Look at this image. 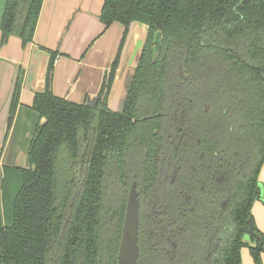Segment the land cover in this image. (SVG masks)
I'll use <instances>...</instances> for the list:
<instances>
[{"label":"trees","instance_id":"1","mask_svg":"<svg viewBox=\"0 0 264 264\" xmlns=\"http://www.w3.org/2000/svg\"><path fill=\"white\" fill-rule=\"evenodd\" d=\"M41 3L0 0L2 40L16 34L23 44L30 42ZM100 20L125 29L94 103L54 95L52 61L45 89L35 94L25 114L20 113L19 83L15 86L4 141L13 126L10 138L24 152L25 163L16 164L14 154L1 165L0 264H116L110 255L118 247L128 154L139 157L141 150L161 142L160 129L179 100L189 111L204 102L217 109L222 105L233 125L257 141L260 157L250 185L234 199L236 224L223 260L242 264L246 247L259 264L264 234L254 226L257 237H249L250 242L244 237L254 200L264 198L258 186L264 161V0H104ZM133 21L145 24L148 32L117 112L108 108L107 96ZM85 142L89 157L79 184L75 171ZM111 209L118 225L107 235L100 218Z\"/></svg>","mask_w":264,"mask_h":264},{"label":"flooded vegetation","instance_id":"2","mask_svg":"<svg viewBox=\"0 0 264 264\" xmlns=\"http://www.w3.org/2000/svg\"><path fill=\"white\" fill-rule=\"evenodd\" d=\"M179 75H183L181 70ZM218 108L204 102L200 109L189 111L179 100L169 112L168 125L160 129L161 142L141 150L139 157L138 153L134 157L128 154L130 166L126 195L120 200L123 211L118 247L110 255L116 264L133 184L139 203L134 264H224V251L236 224L234 199L241 196L242 186L250 185L260 149L253 133L243 135V130L227 117V108ZM84 145L76 180L79 184L84 182L89 157L87 142L80 143L79 155ZM135 160L138 164L133 166ZM113 211L108 210L109 215L100 218L107 235L113 234L118 225V216L111 218Z\"/></svg>","mask_w":264,"mask_h":264},{"label":"crops","instance_id":"3","mask_svg":"<svg viewBox=\"0 0 264 264\" xmlns=\"http://www.w3.org/2000/svg\"><path fill=\"white\" fill-rule=\"evenodd\" d=\"M103 1L42 0L32 40L26 44L16 34L2 40L0 30L1 152L4 146L11 145L13 126L5 142L4 137L16 84L19 83L20 113L25 114L27 110L24 108L32 105L35 94L45 89L50 61L49 85L54 95L74 103L95 102L105 73L119 50L125 29L118 22H112L107 27L101 22ZM147 32L148 27L137 21L131 22L127 28L119 53V64L107 96V106L111 110L118 111L123 105ZM18 146L13 142L10 148L16 152L15 157L18 155L16 161L24 162V155ZM258 182L264 187V161L259 169ZM251 216L254 226L264 234V198L254 200ZM244 238L250 242L248 235ZM241 263L256 264L246 247L241 250ZM259 264H264V252Z\"/></svg>","mask_w":264,"mask_h":264},{"label":"water","instance_id":"4","mask_svg":"<svg viewBox=\"0 0 264 264\" xmlns=\"http://www.w3.org/2000/svg\"><path fill=\"white\" fill-rule=\"evenodd\" d=\"M86 145L80 147V155L77 163L76 171V180L79 178V172L82 165V158L84 156V149ZM258 186L261 189V196L264 194V187L261 183L258 182ZM138 208L139 203L137 199V192L135 190V184L130 188L125 215L121 230L119 252L117 255L118 264H134L135 258L137 256V226H138ZM69 210L67 216H69ZM248 223V236L257 237V234L254 231V224L251 218L247 219Z\"/></svg>","mask_w":264,"mask_h":264},{"label":"rangeland","instance_id":"5","mask_svg":"<svg viewBox=\"0 0 264 264\" xmlns=\"http://www.w3.org/2000/svg\"><path fill=\"white\" fill-rule=\"evenodd\" d=\"M10 141H11V145H10L9 147H6V146L3 147L4 151L2 152V156L0 157V158H2V159L0 160V163H2V164L8 162L7 159H9V158H7V157H11V156H13L14 154L16 155V152L13 151L14 149H13V148H10V147H12L13 139H11ZM18 147H19V146H18ZM0 153H1V151H0ZM17 158H18V155L16 156V159H17ZM16 159H15V163H21V164L24 163L23 160H22V161H19V160H18V161L16 162ZM1 169H2V167L0 166V172H1Z\"/></svg>","mask_w":264,"mask_h":264}]
</instances>
